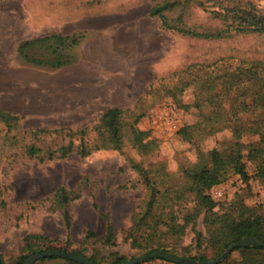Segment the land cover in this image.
Listing matches in <instances>:
<instances>
[{
  "label": "rangeland",
  "instance_id": "rangeland-1",
  "mask_svg": "<svg viewBox=\"0 0 264 264\" xmlns=\"http://www.w3.org/2000/svg\"><path fill=\"white\" fill-rule=\"evenodd\" d=\"M183 1L0 0V106L20 116L9 131L0 122V254L5 264L15 263L22 255L28 234L49 237L52 247L79 249L101 264H111L115 254L135 259L159 242L185 259L205 256L206 260L195 263L215 264L229 255L241 260L242 252L232 249L210 263L228 247L221 244L226 239L223 220L237 219V206L249 210L245 216L264 215V182L255 175V163L245 157L248 148L262 147L256 134L241 139L248 144L243 161L249 178L242 180L238 174L228 173L206 191L215 202L211 215L199 214L178 233L168 226L183 225L184 214L195 208V196L185 190L182 170L198 161L201 153L222 149L232 140L230 129L223 125L209 131L208 114L214 106L203 105L204 114H199L192 106L199 90L192 83L182 87L181 81L188 72L192 75L193 64L203 67L214 60L221 64L219 59L226 61L230 56L227 62L233 65L240 59L263 58L264 34L234 33L220 39L182 34L162 28L158 17L148 15V8L155 3L187 5L180 14L178 6L163 14L174 25L181 15L183 26L202 33L223 27L210 12L220 5L250 2L264 14V0H188L181 4ZM101 10L107 12H92ZM83 11L92 14L81 16ZM53 35L76 36L78 42L67 40L60 52L70 63L82 61L83 67H62L64 64L61 68L51 63L56 57L51 51L53 40L41 38ZM23 40L36 41L20 53L17 48ZM68 75L76 82L65 83ZM233 90L229 97L220 98L221 107L241 100ZM108 107L132 109L123 115L126 122L142 112L137 126L154 139L150 154L143 158L125 140L119 150L56 156L53 149L69 135L76 141V131L85 129L87 139L93 140L92 128ZM257 115L250 109L238 111L235 117L225 113L226 118L246 125ZM195 123L193 136L192 129L187 140L178 135L182 126ZM35 129L47 130L49 135L31 132ZM146 179L160 191L155 200L149 196ZM57 186L78 194L68 204L69 229L51 197ZM139 210H149L167 223L149 240L140 238L132 228L134 213ZM107 222L113 227V236L112 244L106 245L102 235ZM85 230L96 236L87 237ZM130 230L140 247L131 246ZM36 264L66 263L57 259ZM139 264L175 263L151 259Z\"/></svg>",
  "mask_w": 264,
  "mask_h": 264
},
{
  "label": "trees",
  "instance_id": "trees-1",
  "mask_svg": "<svg viewBox=\"0 0 264 264\" xmlns=\"http://www.w3.org/2000/svg\"><path fill=\"white\" fill-rule=\"evenodd\" d=\"M187 1L188 0H184L181 4L186 3ZM174 6L179 7L180 11L178 14H180V12L187 7V5H167V3H155L153 5H149L148 15L150 17H158L161 21L160 26L164 29H174L182 34H190L201 38L220 39L229 37L234 33H256L257 35L264 34V14H261L254 5L250 4V2H246L244 5H220V9L211 10L210 12L212 18L218 19L223 24V27L209 29L207 31H202V33L196 29H190L189 27L183 26L181 15H177V25L167 21L166 15H164L163 12L171 10ZM92 12L102 13L107 11L101 10V12ZM92 12L83 11L81 16L92 14ZM71 38L72 40L77 41L76 36L70 37L53 35L41 38L45 41L53 40L51 43V51L56 57L51 61V63L54 66L60 67L71 62L68 60L69 57L64 56L62 51L60 52L62 49L65 50L63 45ZM35 41L36 40H23L19 43L17 49L21 53L23 48ZM225 59L226 61L219 59L222 61L221 64L218 63V60H214L203 67H196L197 65L193 64L192 75L188 72V77L186 76L181 81L182 87L192 83L194 84V88L199 90L196 94V100L192 104V106L198 110L199 114H202V116L204 114L202 112L203 105L209 104L210 106H214L212 112L210 111L208 114V120H210L209 131L213 132L214 130L222 128V125L228 127L232 133L231 139L233 142H231L232 140L229 141L228 146H225L222 149L216 147L209 150L206 154L201 153L198 161H196L192 166L185 167L182 170V176L186 180L185 190L193 192V195L195 196V208L192 213L184 214L183 225H176L174 223H170V225H168L174 233L181 232L183 226L188 224L189 221L195 219L199 214H212L215 202L206 191L214 185L220 183L225 176L228 175V173L231 172L238 174L242 180H247L249 178L245 162L243 161L244 148L248 144H245L246 142L241 139L245 136L256 134L260 138L259 143L262 144L261 149L255 148V146L248 148V152L245 157L255 163V175H257V177L264 182V57L261 59L250 60L240 59L234 65L228 63L229 60L232 59L231 56ZM34 60L37 61L36 59ZM221 66H224L221 70L217 69ZM216 70L219 72L212 76ZM232 89H234L233 91H235V94L241 96V100L238 103H235V105L230 102L228 108L221 107L220 104L222 99L220 98L226 96L229 97V93ZM244 97H248L249 100H245ZM249 109L258 113L257 117L250 125H246L242 121L237 122V119H228L225 117V113L231 112L233 117H235L238 111L241 110L244 112ZM124 113L130 114L132 113V109H121L118 107L106 108L100 115L98 122H96L92 128L96 134L94 137L95 139H87V131L85 129H81L78 132H75L78 138L76 141H74V138L69 135L68 140H64V142H62L58 147H55L53 151L57 153V157H65L71 152H75L80 156H85L90 154L92 151L99 149L119 150L122 148V145H124L126 140L131 147L136 149L140 156L143 158L146 157L151 153L155 143L154 139L147 138L149 136L148 130H142L137 126L138 119L142 115V112L136 113V116L131 122L125 121L123 116ZM213 115L214 117L212 118ZM19 119V115L8 112L0 106V122L7 127V131H9L13 125L19 121ZM196 126L197 123L184 125L178 129V135L187 140L190 136V130L192 129L193 136V130ZM31 132L39 135H41V133L49 135L47 130L35 129ZM54 132L57 133V135H60V130H56ZM146 185H148V189L151 192L149 196L155 200L157 198L156 194L160 191L155 189L154 183L150 182L149 179H146ZM51 197L53 199V203L62 210V218L66 228L69 229L71 221L68 204L72 200L78 198V194L64 186H57L56 189L52 191ZM236 208L238 213L237 219L227 221L226 219L223 220L226 234V239L221 243L223 247H227L230 243L236 242L243 237H254L256 241L264 244V215L245 216L249 210H247L243 205H239ZM133 218V221L135 222L132 228L138 230V236L140 238L143 237L147 240H149L155 231H157V228L160 225L167 224L159 215L152 214L149 210H139L134 213ZM174 218V214L170 215L171 221H173ZM85 232L87 237L89 235L96 236V234L90 230H85ZM194 232L199 236V233L196 230H194ZM128 235L133 236V239H131V246L135 248L140 247L136 243L135 233L130 230ZM112 236L113 227L109 222H107L105 226V233L102 235V243L106 245L112 244L110 242ZM51 241L52 240L49 237L40 234L26 235L22 248L23 253L13 264H22L28 256L47 249L72 253L74 255L86 257L97 264H101L97 261L96 257H87L83 251L79 249L67 250L65 248L52 247L50 246ZM153 251L176 255V251L165 248L160 242L157 243V246L148 247L146 253ZM232 251L242 252V258L240 261L231 258L229 255L215 264H264V246L260 244L236 246ZM187 257L192 261L206 260L205 256L199 254ZM57 259L64 261L66 264H83L78 261L53 254L37 259L32 264ZM132 259L134 258L127 259L123 255L115 254L111 264H120L126 260ZM151 259H159L167 263H172L160 256L151 257L147 260ZM0 264H5L1 254Z\"/></svg>",
  "mask_w": 264,
  "mask_h": 264
},
{
  "label": "water",
  "instance_id": "water-1",
  "mask_svg": "<svg viewBox=\"0 0 264 264\" xmlns=\"http://www.w3.org/2000/svg\"><path fill=\"white\" fill-rule=\"evenodd\" d=\"M253 244H260V245L264 246L263 243H259V241H256V239L254 237H243V238H241L240 240H238L236 242L230 243L228 245L227 249L220 255V257L215 259V260H213V261H210V263H215L219 259L227 256L228 253L232 249H234L236 246H248V245H253ZM51 254L59 255L61 257H66V258L78 261L80 263H83V264H97L96 262L91 261V260L87 259L86 257H82V256H79V255H74V254L68 253V252H62V251H59V250H53V249H47V250H44V251H41V252L34 253V254L28 256L22 264H32L37 259H40L42 257H45L47 255H51ZM156 256H160V257L165 258L168 261H171V262H174V263H180V264H192V263L193 264H205V263H208V262H196L195 263L192 260L185 259V258L180 257V256L165 254V253H162L160 251H153V252L141 255V256L133 259V260L125 261V262H123L121 264L139 263V262H142V261H144L146 259H149L151 257H156Z\"/></svg>",
  "mask_w": 264,
  "mask_h": 264
},
{
  "label": "crops",
  "instance_id": "crops-1",
  "mask_svg": "<svg viewBox=\"0 0 264 264\" xmlns=\"http://www.w3.org/2000/svg\"><path fill=\"white\" fill-rule=\"evenodd\" d=\"M79 62V61H78ZM78 62H76V63H70V64H66V65H64V66H62V67H67V66H74V68H80V67H83V63H82V61L80 62V63H78ZM61 67V66H60ZM61 67V68H62ZM64 82L65 83H67V84H73L74 82H76V80L72 77V79H71V77H69V75L66 77V79H64Z\"/></svg>",
  "mask_w": 264,
  "mask_h": 264
}]
</instances>
